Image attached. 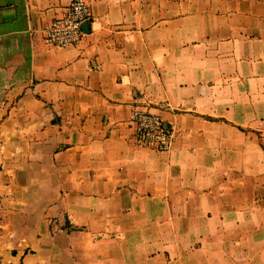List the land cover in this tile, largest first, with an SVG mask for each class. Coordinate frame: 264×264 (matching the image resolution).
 Returning <instances> with one entry per match:
<instances>
[{
  "label": "crops",
  "instance_id": "1",
  "mask_svg": "<svg viewBox=\"0 0 264 264\" xmlns=\"http://www.w3.org/2000/svg\"><path fill=\"white\" fill-rule=\"evenodd\" d=\"M70 1L0 0V264H264V0Z\"/></svg>",
  "mask_w": 264,
  "mask_h": 264
},
{
  "label": "built area",
  "instance_id": "2",
  "mask_svg": "<svg viewBox=\"0 0 264 264\" xmlns=\"http://www.w3.org/2000/svg\"><path fill=\"white\" fill-rule=\"evenodd\" d=\"M92 17L93 12L87 0H71L64 13L45 27L44 39L47 43L59 47L77 45L86 33L84 22L91 21ZM130 122L137 146L161 153L170 151L176 137V128L174 124L166 122L159 113L134 105Z\"/></svg>",
  "mask_w": 264,
  "mask_h": 264
}]
</instances>
